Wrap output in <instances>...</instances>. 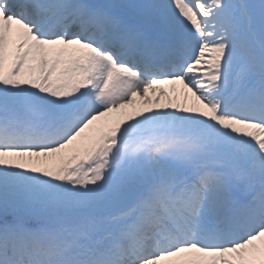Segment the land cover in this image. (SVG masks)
I'll list each match as a JSON object with an SVG mask.
<instances>
[{"label":"snow or ice","instance_id":"6c2138e0","mask_svg":"<svg viewBox=\"0 0 264 264\" xmlns=\"http://www.w3.org/2000/svg\"><path fill=\"white\" fill-rule=\"evenodd\" d=\"M0 264H264V0H0Z\"/></svg>","mask_w":264,"mask_h":264},{"label":"bare ground","instance_id":"6f19581e","mask_svg":"<svg viewBox=\"0 0 264 264\" xmlns=\"http://www.w3.org/2000/svg\"><path fill=\"white\" fill-rule=\"evenodd\" d=\"M157 87V95L159 94V90L162 88L167 94L168 97H176L178 95V92H173L172 89L175 87L179 89V85H172V84H163V85H158ZM190 95V94H189ZM149 96L151 98H155L151 92H149ZM135 101L137 104L142 105V101H140V97H134ZM167 102V97L161 99V104H164ZM130 109H121V112L129 111ZM125 117H121L119 113H113L109 117H105L104 120H112L115 121L116 119H123Z\"/></svg>","mask_w":264,"mask_h":264}]
</instances>
